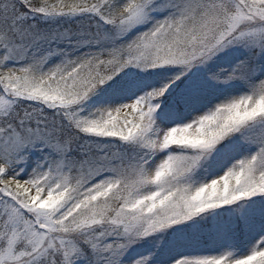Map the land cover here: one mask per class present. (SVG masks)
I'll list each match as a JSON object with an SVG mask.
<instances>
[{"label":"snow or ice","instance_id":"snow-or-ice-1","mask_svg":"<svg viewBox=\"0 0 264 264\" xmlns=\"http://www.w3.org/2000/svg\"><path fill=\"white\" fill-rule=\"evenodd\" d=\"M0 264H264V0H0Z\"/></svg>","mask_w":264,"mask_h":264}]
</instances>
